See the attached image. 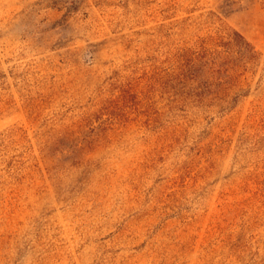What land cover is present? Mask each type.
<instances>
[{"label":"rangeland","instance_id":"1","mask_svg":"<svg viewBox=\"0 0 264 264\" xmlns=\"http://www.w3.org/2000/svg\"><path fill=\"white\" fill-rule=\"evenodd\" d=\"M0 264H264V0H0Z\"/></svg>","mask_w":264,"mask_h":264},{"label":"trees","instance_id":"2","mask_svg":"<svg viewBox=\"0 0 264 264\" xmlns=\"http://www.w3.org/2000/svg\"><path fill=\"white\" fill-rule=\"evenodd\" d=\"M239 35V34H238ZM240 36V35H239ZM241 37V36H240ZM239 46L241 49L245 50L246 53V57L248 59L250 58H254L255 56V51L253 50V48L251 46H249V44H247V42H245V40L242 39V41L239 43Z\"/></svg>","mask_w":264,"mask_h":264}]
</instances>
